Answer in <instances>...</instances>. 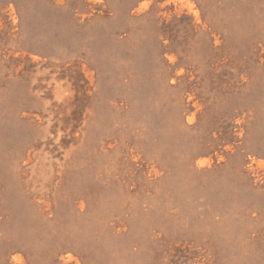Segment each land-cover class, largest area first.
I'll use <instances>...</instances> for the list:
<instances>
[{
	"label": "rangeland",
	"instance_id": "rangeland-1",
	"mask_svg": "<svg viewBox=\"0 0 264 264\" xmlns=\"http://www.w3.org/2000/svg\"><path fill=\"white\" fill-rule=\"evenodd\" d=\"M0 264H264V0H0Z\"/></svg>",
	"mask_w": 264,
	"mask_h": 264
}]
</instances>
